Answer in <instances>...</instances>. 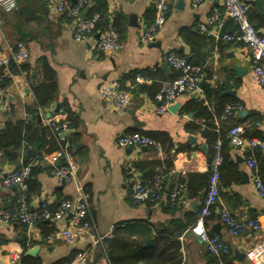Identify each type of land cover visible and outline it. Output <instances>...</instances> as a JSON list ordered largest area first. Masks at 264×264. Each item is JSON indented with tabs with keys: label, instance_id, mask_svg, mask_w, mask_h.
I'll use <instances>...</instances> for the list:
<instances>
[{
	"label": "crops",
	"instance_id": "1",
	"mask_svg": "<svg viewBox=\"0 0 264 264\" xmlns=\"http://www.w3.org/2000/svg\"><path fill=\"white\" fill-rule=\"evenodd\" d=\"M59 1L0 0V50L6 52L9 47L15 48L18 42H23L28 50L25 62L12 63L9 68L0 67V124L5 126L8 121L27 117L26 108L34 103L31 85L41 80L38 60L46 58L56 72L58 90L53 104L37 114L36 125L51 126L48 118L59 122L64 120L67 117L65 109L77 117L79 123L76 130L70 128L64 137L62 132L58 133L61 140L74 131L77 133L76 141L68 142V156L60 159L61 163L67 160L76 163L77 179L74 183H60L50 174V163L45 158L46 144L39 150L43 154L42 160L35 162L34 178L39 188L29 194L27 207L31 211H37L42 206L54 209L60 201L73 199L76 184H80L89 205L91 228L69 245L57 234L68 225V216L59 221L43 219L42 225L36 223L31 229L18 221L0 222V264H12L15 257L19 264L22 257L37 264H63L77 251L88 253L89 264H110L105 248L111 227L140 222L153 231L170 229L177 233L178 220L188 224V219L200 207L207 187L206 182L205 186L198 188L199 178L209 171L207 143L199 130L187 128L189 123L206 127L204 120L194 118L193 111L184 110L190 100L206 105L213 113L210 121L217 126L222 117L218 118L214 112L218 103L215 99L238 100L246 113H235L231 117L233 121L251 129L250 134L256 131L264 137V87L258 86L253 79L249 48L243 43L205 35L200 29V25L211 29L212 9L220 8L221 0H203L195 8L191 6L192 0H168L166 21L154 41L146 45L140 42L139 34L154 16L153 0H107L108 20L111 13H120L125 17L126 25L121 47L105 53L93 48L97 39L95 35L100 30L84 41L74 39V23L57 11ZM68 1L74 3L73 0ZM243 1L249 5L250 20L264 31V10H258L256 0ZM262 6L264 9L263 0ZM130 15L135 16L137 27L129 25ZM224 23L227 29H234L231 20L226 19ZM168 52H175L191 63L202 65L205 71L203 81L194 92L180 96L170 104L177 105L174 111L155 112L157 102L147 92H130L131 101L123 110L112 108L103 99L100 94L102 85L125 78V87L131 89L135 71H155L158 76L171 78L175 70L170 66L168 71L163 69L166 63L163 56ZM23 64L28 65L29 70L22 69ZM139 83L149 85L151 81ZM206 85L215 88L217 94L207 97L204 91ZM56 105H59L57 110ZM254 114L260 117V122L256 124L250 123ZM131 132H164L171 142L161 146V152L153 147L119 146L117 137ZM202 145L206 148L202 149ZM28 147L27 140L23 139L15 160L9 158L13 153L11 148L0 149V177L23 165ZM226 152L225 165L237 166L238 180L221 189L219 186L215 217L206 221V226L210 234H218L228 244L230 255L226 260L229 264H250L245 252L264 239V199L255 193L252 184L254 170L248 166L247 160L251 155L255 156L258 173L264 180V153H249L247 148L231 143H228ZM165 159L171 161L170 168L163 162ZM141 161L161 164L133 165ZM152 174L153 180L159 176L163 181V199L158 203H137L131 196L133 184L149 181ZM228 175L225 167L222 177ZM175 187L180 188L173 203L169 192ZM189 187L190 191L197 187L198 194H189ZM20 191L19 186L0 191V210L11 209ZM223 209L242 222L258 219L263 231L257 233L245 226L238 236H229L220 220ZM173 220L176 224L172 223ZM49 228L51 231L47 233ZM50 233L52 235L47 237ZM178 239L183 264H217L216 259L212 263V256L188 226L179 233ZM150 244V241L144 242V246ZM31 249L35 250L33 254L29 253Z\"/></svg>",
	"mask_w": 264,
	"mask_h": 264
},
{
	"label": "built area",
	"instance_id": "2",
	"mask_svg": "<svg viewBox=\"0 0 264 264\" xmlns=\"http://www.w3.org/2000/svg\"><path fill=\"white\" fill-rule=\"evenodd\" d=\"M203 0H192L191 6L197 7ZM264 1V0H263ZM90 0H77L71 3L68 0H60L57 4V11L63 13L67 18L73 21L74 39L76 41H84L88 37L95 34L96 24L99 21V14L93 13L86 15L83 19L80 13L88 7ZM154 2V18L149 25H145L139 34V40L144 45L151 43L156 38L159 30L163 27L168 12V0H153ZM249 5L243 0H221V7H214L210 15L211 29L205 25H200L201 31L205 35H210L218 40L227 42L243 43L251 53V72L255 83L264 87V31H261L253 25L248 16ZM88 14V13H87ZM229 19L234 25L233 30L225 27V20ZM99 36L95 39L93 48L100 53L113 52L121 47L119 41V33L109 19L107 25L100 31ZM28 59V50L23 42H18L15 48L9 47L6 52L0 50V67L9 68L12 63H22ZM163 60L178 72V75L171 79L163 81L160 89L154 96L157 102L155 112L162 114L168 110L178 97L194 92L199 83L205 77V71L200 64L189 63L184 57L179 56L175 52H168L163 56ZM150 79L141 74L136 75V81L144 82ZM1 81V77H0ZM100 94L109 105L117 110L126 108L132 98V94L123 89L118 80H111L100 88ZM241 110L239 105L227 106L224 111V117H232ZM48 123L57 133H66L70 129V120L65 117L62 121H54L48 118ZM0 124V130L3 129ZM244 127L235 125L228 131L229 143L239 148H247L249 150H259L264 153V140L253 137L246 138L243 136ZM116 142L121 147H153L156 151L161 152V145L152 138L140 133L131 132L121 134L117 137ZM68 143H64L57 150L47 154L46 160L50 163V174L60 183L76 182L78 166L76 163L67 160L64 163L60 159L68 156ZM216 154L209 164L210 176L208 179L206 191L202 198L201 209L198 218L189 230L198 237L208 252L212 254L217 264H228L226 258L230 254V248L225 240L218 234H210L205 224V219L211 214L212 206L217 202L219 197L220 173L219 167L222 163V155L219 153V142L215 145ZM248 166L254 170L252 184L255 193L264 199V180L257 170V160L254 156H250L247 160ZM31 175V166L22 165L17 169L10 170L0 177V191L9 189L12 186L21 187V191L26 190L25 181ZM162 179L157 176L152 183H144L136 181L131 190V196L137 203L153 202L158 203L163 199L162 195ZM180 188V187H179ZM179 188L175 187L170 193V200L174 201L179 193ZM69 217V223L64 226L57 234H59L65 243L72 245L77 238L86 230L91 228L89 220V205L85 199L83 187L76 184V196L73 199H65L59 202L57 207L50 209L42 206L37 211H31L27 207L26 195L20 194L15 205L9 210H0V222L7 224L12 221H18L31 229L36 221L49 219L59 221L63 217ZM221 224L229 236H238L245 226L254 232L263 231L261 222L258 219H248L242 222L233 217L226 210L220 213ZM112 230V227L110 228ZM50 233L47 237H50ZM180 264L184 263V257ZM246 259L250 264H264V239H261L254 246L245 252ZM12 264H19L18 258L12 259ZM66 264H89V255L86 251H77Z\"/></svg>",
	"mask_w": 264,
	"mask_h": 264
},
{
	"label": "trees",
	"instance_id": "3",
	"mask_svg": "<svg viewBox=\"0 0 264 264\" xmlns=\"http://www.w3.org/2000/svg\"><path fill=\"white\" fill-rule=\"evenodd\" d=\"M93 13L99 14L100 18L96 24V30H102L103 19L105 17L109 18L107 0H90L88 5V16ZM112 24L119 33V41L122 44L124 39V27L126 25V19L120 13H111ZM154 18V16H153ZM153 18L149 20V25ZM250 19V18H249ZM251 21V20H250ZM252 22V21H251ZM253 23V22H252ZM255 28L257 26L253 23ZM258 29V28H257ZM189 62V61H188ZM191 63V62H189ZM194 64V63H193ZM22 69L29 70L28 65L23 64ZM38 74L41 76V80L35 83H32L31 89L34 95V103L31 106L26 108L27 117L23 119H18L14 122L8 121L2 130H0V149L4 147L11 148L13 153L10 154L9 158L15 160L17 157V150L20 148L21 142L23 139H26L29 147L26 151V156L24 158L23 165L31 166V175L29 179L25 181L26 190L20 191L19 195L24 193L26 195V201L31 192H35L39 188L38 181L34 178L36 172V161H40L43 158V154L39 150L48 144V149L45 151V154H49L57 150L64 143H74L77 138V133L74 131L68 137L63 140L59 139V135L54 131L52 126L45 125L37 127L36 125V116L39 111L45 110L50 107L57 94L58 86L56 81V72L51 66L50 62L42 57L38 60ZM174 70V69H173ZM141 74L150 79L151 83L149 85L141 84L135 81L136 75ZM178 75V72L175 70V74L171 78H164L163 76H158L157 73L151 72L149 70L135 71L131 79V89L125 87L124 80L121 78L119 81L121 87L132 94L139 92H147L150 97L154 99L155 94L161 87L163 81L171 80ZM204 91L207 94V97L210 98L211 95L217 94V90L213 87H204ZM219 99L221 102H219ZM218 100V103L215 105L214 112L218 118L222 117L220 125H215L210 120L213 117V113L206 105H203L202 102L197 100H190L184 107V110H191L194 112L196 119H201L206 122V127L202 128L199 124L189 123L187 125L188 129L199 130L205 142L208 145V161H210L216 154L215 145L219 142V153L222 155V163L219 167L220 173V189L222 186L230 185L232 182L237 181L238 170L236 165H225L227 162V145L229 143L228 131L231 127L238 125L237 122H234L231 117H225L224 111L227 106L239 105L242 108V104L238 100H223L221 98L215 99ZM64 110V109H63ZM67 114V118L70 120V128L76 130L79 123L77 117L71 113L69 109L64 110ZM210 121V122H209ZM260 122V117L256 114L252 115L250 118V123L256 124ZM202 128V129H201ZM243 136L246 138L257 137L264 140V137L259 133L254 131L252 134L251 129L244 127ZM156 142H158L162 147L166 143H170V138L164 132H147L142 133ZM249 150V149H248ZM260 153L259 150H249V153ZM254 156V155H251ZM255 157V156H254ZM167 168L171 167V161L165 159L163 161ZM161 162L155 161H141L135 162L133 165L139 167L140 165H159ZM227 168L229 175L224 178L222 177L224 168ZM211 172L210 169L208 173L204 174L199 178L198 188L205 186V183H208V179ZM153 175L150 176L149 181H142L144 183H152ZM226 180V181H225ZM189 194L195 195L198 194L197 187L195 190L190 191L188 188ZM171 193V191L169 192ZM174 203V201H172ZM216 203L211 208V214L206 217V221L213 219L215 217L214 209ZM200 207L196 210L195 213L191 215L187 223H180L177 221V233H173L170 229H154V231L145 223L134 222L124 225L114 226L111 231L110 237L106 242V254L109 259L110 264H180L182 261L181 256V243L179 241V233L185 228L195 224L198 214L200 212ZM37 224L42 225L44 220L36 221ZM176 224V221H172ZM51 231V228L46 230L47 233ZM215 235V233H211ZM150 241L149 246H144V242ZM210 254V253H209ZM212 263L216 259L212 254ZM230 255V254H229ZM228 255V256H229ZM73 256V255H72ZM72 257L67 259L63 264H66ZM227 259V258H226ZM228 260V259H227ZM226 260V262H227ZM216 261V260H215ZM228 263V262H227ZM21 264H37V262H30L26 257H22ZM61 264V263H58ZM229 264V263H228Z\"/></svg>",
	"mask_w": 264,
	"mask_h": 264
},
{
	"label": "water",
	"instance_id": "4",
	"mask_svg": "<svg viewBox=\"0 0 264 264\" xmlns=\"http://www.w3.org/2000/svg\"><path fill=\"white\" fill-rule=\"evenodd\" d=\"M73 1H74V3H75L77 0H73ZM256 3H257V8H258L259 11H261V9L264 10V9H263V6H262V0H256ZM87 13H88V7L84 8V9L82 10V12L80 13V17L84 19V18L86 17ZM107 23H108V18L105 17V18L103 19V25H107ZM128 23H129V25H131V26H135V27L138 26L137 22L135 21V16H134V15H130V17H129V22H128ZM98 36H99V33H97V34L95 35L96 38H97ZM152 44L157 45V43H154V42H153ZM163 69L166 70V71H168V69H169V65H168L167 62L163 64ZM34 74H35V71L32 72V75H34ZM58 108H59V105H56V110H57ZM176 108H177V105H172V106L169 105V107H168V109H169L170 111H174ZM238 112H239V114H245V113H246V111H245L244 109H241V110H239ZM61 136L64 137V136H65V133L62 132V133H61ZM201 148H202V149H205L206 146H205V145H202ZM218 227H219V226L217 225V228H218ZM148 244H149V243H146V245H148ZM34 252H35V250H33V249L29 250V253H31V254H33Z\"/></svg>",
	"mask_w": 264,
	"mask_h": 264
}]
</instances>
